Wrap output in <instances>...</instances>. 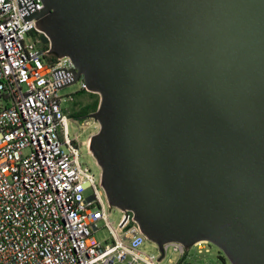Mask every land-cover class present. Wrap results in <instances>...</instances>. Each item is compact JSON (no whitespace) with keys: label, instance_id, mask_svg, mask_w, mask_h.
Instances as JSON below:
<instances>
[{"label":"water","instance_id":"water-1","mask_svg":"<svg viewBox=\"0 0 264 264\" xmlns=\"http://www.w3.org/2000/svg\"><path fill=\"white\" fill-rule=\"evenodd\" d=\"M40 1L17 4L72 63L58 90L99 96L109 204L161 250L207 241L264 264V0Z\"/></svg>","mask_w":264,"mask_h":264},{"label":"built area","instance_id":"built-area-1","mask_svg":"<svg viewBox=\"0 0 264 264\" xmlns=\"http://www.w3.org/2000/svg\"><path fill=\"white\" fill-rule=\"evenodd\" d=\"M42 36L17 0H0V264H159L169 252L182 264L208 252L207 241L187 248L169 242L161 250L132 212L118 209L113 218L100 176L81 161L90 142L70 135L59 96L66 78L56 72L72 63L48 60ZM100 225L104 243L95 237Z\"/></svg>","mask_w":264,"mask_h":264},{"label":"rangeland","instance_id":"rangeland-1","mask_svg":"<svg viewBox=\"0 0 264 264\" xmlns=\"http://www.w3.org/2000/svg\"><path fill=\"white\" fill-rule=\"evenodd\" d=\"M86 94V91H83L81 88V81L77 82L74 85L68 86L62 90H59V96L62 97V107L66 110V112H71L72 102L70 101V97L72 96H81ZM84 112V111H83ZM70 119L69 124V131L70 135L73 136L75 133L80 134V140L83 139V132H81L80 126L78 123L75 122L73 118L67 114ZM81 161L83 164L88 166L92 172L99 177L100 176V168L96 163L94 157L88 152L86 146H82L81 150ZM89 194V193H88ZM112 216L113 218L118 221L120 218V212L118 208H112ZM95 237L98 241L104 243L105 240L108 239V233L106 229L102 228L100 225L99 231L95 233ZM146 249L156 252V249L152 243L146 244ZM193 254V253H192ZM177 257L172 254L171 252L167 253L166 256L161 260L159 264H175ZM182 264H230L228 259L225 255L219 251L218 248L213 246L212 244L209 245V251L203 252L202 255H192L188 260H186Z\"/></svg>","mask_w":264,"mask_h":264},{"label":"crops","instance_id":"crops-1","mask_svg":"<svg viewBox=\"0 0 264 264\" xmlns=\"http://www.w3.org/2000/svg\"><path fill=\"white\" fill-rule=\"evenodd\" d=\"M97 102V95L88 93L75 98L71 112H68L71 118H73L80 126L81 132H83L82 143L86 144L90 142L92 136L99 131V125L95 119L91 118L93 112H87L83 115V110L91 108ZM76 118V119H75ZM80 119V120H79Z\"/></svg>","mask_w":264,"mask_h":264},{"label":"trees","instance_id":"trees-1","mask_svg":"<svg viewBox=\"0 0 264 264\" xmlns=\"http://www.w3.org/2000/svg\"><path fill=\"white\" fill-rule=\"evenodd\" d=\"M42 38H43V40H44V42L46 44V47H47L46 49H48V40H47V38L44 37V36H42ZM47 59L50 60V61H54V60L57 59V57L55 55L50 54V55L47 56ZM98 105H99V96L97 95V102L94 105H92L91 108L83 110L84 111L83 115H86L85 113H87L89 111L90 112H95L97 107H98Z\"/></svg>","mask_w":264,"mask_h":264},{"label":"flooded vegetation","instance_id":"flooded-vegetation-1","mask_svg":"<svg viewBox=\"0 0 264 264\" xmlns=\"http://www.w3.org/2000/svg\"><path fill=\"white\" fill-rule=\"evenodd\" d=\"M76 97H78V96H72V97H70V101L72 102V106H73V103H74Z\"/></svg>","mask_w":264,"mask_h":264}]
</instances>
